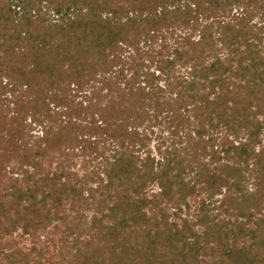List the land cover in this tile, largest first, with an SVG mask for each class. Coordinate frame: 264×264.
Instances as JSON below:
<instances>
[{
  "label": "trees",
  "instance_id": "obj_1",
  "mask_svg": "<svg viewBox=\"0 0 264 264\" xmlns=\"http://www.w3.org/2000/svg\"><path fill=\"white\" fill-rule=\"evenodd\" d=\"M0 264H264V0H0Z\"/></svg>",
  "mask_w": 264,
  "mask_h": 264
}]
</instances>
